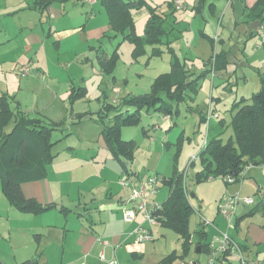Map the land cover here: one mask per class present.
Masks as SVG:
<instances>
[{"label": "rangeland", "instance_id": "rangeland-1", "mask_svg": "<svg viewBox=\"0 0 264 264\" xmlns=\"http://www.w3.org/2000/svg\"><path fill=\"white\" fill-rule=\"evenodd\" d=\"M163 1L156 0L155 4H162L161 9L166 10ZM211 1L216 4L213 9H211ZM228 1L207 0L199 10L194 11L190 8V10L184 12H177L176 18L181 19V21L174 22L171 19L167 24L168 29L171 27L176 29L173 32V38L179 39L180 35L177 31L188 29L184 31L182 38L175 42L174 47L182 64H186L192 73L199 75L206 70L207 62L216 54L225 53L229 62H227L226 69L220 75L216 72L215 77L209 74L202 79L196 94L190 91L191 94L188 96L189 98L193 96V101L188 99L187 102L174 105L172 119L165 125L163 113L153 110L150 112L143 111L138 124L122 129V138L126 141L132 140L136 145L135 160L130 169L136 171L138 177L128 176L126 172L118 174L122 176L121 178L115 176L116 166L124 165L113 160L111 155H108V161L105 159L107 153L100 148L101 141L99 139L103 126L99 121L101 117H104L102 109L105 105L118 107L130 95L139 96L149 93L156 78L172 70L173 56L167 46L162 47L164 53L159 56H153L151 51L146 56L140 54L136 56L134 44L129 40H124L122 35L113 38L115 33L111 31L109 36L112 37V41L111 38L107 37L101 43H103V49L109 51L110 54L115 51L118 53L119 61L112 76H106L101 72L95 55L92 59L87 58L85 60V57L90 54L88 49L82 45L76 48L78 54L82 55L80 56L82 58L78 60L79 62L73 61L71 57L65 58L69 53L62 50L60 64L58 63L56 67L49 66V74L46 72L43 75L44 78L48 76L49 83L48 81L31 82L40 75L36 74L37 68L28 63L35 72L33 71L27 75V82L25 81L24 84H22L24 77L20 76L18 70L16 71L17 68L14 69V65L7 62L4 67L0 66V94L3 92L11 97L15 93H20V97L27 99L29 103L34 99L32 91H47L49 95L50 85L56 87L60 93H64L63 88L65 90V87L63 86L70 77L72 80H76L75 88H79L80 85L87 87L88 92L85 98L77 99L74 102L76 104L73 106V113L72 110L65 108L64 114H60L54 119L56 123L67 121L68 126H65L68 127L69 132H54V140H60V142L54 146L53 152L55 154L59 153L56 158L61 160V158H64L62 156H64L65 151L68 152L66 146L73 145L76 147L78 155L92 164L86 167V172L89 175L94 173L96 178L89 180L90 182L86 184V187L89 188L90 186L96 190L94 193H96L100 203H103V189L108 186V182L106 184L105 181H111L119 186L121 180L129 179L138 184L150 177H158L157 194H153L154 197L151 196V199L160 205L166 203L169 198L168 188L163 185L160 178L179 176L187 184L190 203L193 207L189 217L191 243L185 245L182 236L171 227H164L160 224L152 225L150 222L147 221L148 224L143 220V224H148L147 226L152 230L153 241L145 243L146 254L143 258L136 259L129 255L131 264H209V253L199 252L198 249L201 243L202 231L205 233L207 237L205 240L208 242L213 241L214 237L220 238L223 235H229L243 244L246 242L244 235H246L247 230L258 229L264 232L263 212L248 217L246 222L240 224L239 228H229L226 219L219 212L220 200L224 196L240 194L242 198L250 197L253 199L254 205L241 204L237 208L236 218L241 217L245 210L250 211L264 200V195L261 194L260 197V194L257 193V187H255L257 185L254 183L256 181L255 176L250 174L251 169L257 167L246 168L241 177L244 179L234 184H227V180L222 177L211 180H197L198 173L203 169L199 154L203 149L205 140L208 138L210 140L213 135H221L224 143H228L231 138L235 140L234 130L231 126L232 116L235 114L234 103L242 97L249 99L254 93L260 91L261 81L257 70L264 72L262 38L247 35L246 17L242 16L239 19L237 13L233 11L234 6L228 5ZM242 1L246 2V0ZM65 6L68 9H73L72 11L79 9L88 11L91 8L85 0H69L65 3ZM98 9H101L100 3L96 5V10ZM135 14H138L135 20V31L138 35L144 36L147 17L145 14L142 15L143 13ZM104 16H106L105 13ZM0 26H11L10 21L4 19ZM203 31L207 35L203 34ZM212 38L214 44L210 40ZM83 60L86 62H82ZM214 65H212L213 69ZM19 85L22 86V91L18 90ZM45 101L49 102L51 99L47 96ZM63 101V99H59L55 108H58L59 104L60 106L63 105ZM66 101L70 107V98L67 97ZM189 107H192L193 110L190 111ZM79 113H85L86 117H84L82 123L77 124L75 121ZM124 113H126V110ZM204 113L211 114L213 125L219 124L218 128L210 135L208 134V124L200 122V116ZM220 120L223 121L221 125ZM70 132L72 134L65 138L67 133ZM94 160L97 162L93 163ZM261 166H264V164ZM98 176L101 179H98ZM257 179L259 184L264 185V173L258 174ZM117 186H114V188ZM128 189L124 190L130 195ZM112 191L114 192V190ZM0 192L3 193L1 182ZM82 213L88 215L87 212L82 211ZM76 216L84 218L79 214H76ZM96 217H99L97 213ZM5 218L7 220V217ZM204 221H207L208 225L203 226L202 222ZM19 238V236H15V239ZM249 243L245 244L248 246L246 255L264 264V244H254L251 243V240ZM170 256L172 262L169 260ZM240 259L239 254L233 253L229 256L227 264H240ZM115 260L114 264H117ZM215 264L221 263L216 260Z\"/></svg>", "mask_w": 264, "mask_h": 264}, {"label": "crops", "instance_id": "crops-1", "mask_svg": "<svg viewBox=\"0 0 264 264\" xmlns=\"http://www.w3.org/2000/svg\"><path fill=\"white\" fill-rule=\"evenodd\" d=\"M67 1L69 0H53L44 12H39V10L33 8L35 0H0V24H2L4 19H8L11 25L0 26V66L4 67L7 62H10L15 66L14 69L17 68L16 71L18 70L19 72L22 64L23 66L24 64H30L37 68L36 74L40 75V77H36L31 82L48 81L49 83L48 76L44 78L43 75L46 72L49 74V66L56 67L58 63L60 64L62 50L69 53L65 58L71 57L73 61H78L82 58L80 57L82 55L78 54L76 48L82 45L88 49L90 54L85 57V60L87 58L92 59L93 55H95L98 62V52L101 46L103 47L101 42L111 32L107 12L102 6L101 9L96 10V5L100 3V0H85L91 7L88 11H83V9L72 11L73 9H68L65 6ZM147 1L151 6L160 7L161 11H166L161 9L162 4H155L156 0ZM167 1L164 0L162 2L164 7ZM181 1L185 7L182 10H177V12H184L190 10V8L196 11L203 7V5H200L201 0ZM241 1H228V5L234 6L233 11L237 13L239 19L242 16L246 17L247 9L251 8L257 0ZM210 3L215 4L214 1ZM104 13L106 16H104ZM137 13L145 14L148 21L149 12L146 9ZM137 16L138 14L134 15L135 20ZM175 19H177L176 22L181 21L179 18ZM248 20L247 18L245 20L247 25L246 33L250 37H255L252 36L251 32L253 30L256 31L257 28L250 24ZM171 28L173 30L166 39V42L171 41L170 48L166 44L161 45V48L167 46L168 50H174L177 55L174 44L182 38L184 31L188 29L177 31L180 35L178 39L173 38V32L176 29L174 27ZM203 34L207 35L205 31H203ZM256 36L261 37V35ZM73 49L74 51H72ZM20 51L22 52L20 53ZM149 51H151L150 48H148ZM105 52L110 54L107 50ZM9 53L11 54L8 55ZM85 60L82 62H86ZM185 66L191 74H195L188 69L186 64ZM207 68L209 69V65H207ZM27 77L23 78L22 84L25 81L27 82ZM75 83L76 80H72L71 77L68 82L65 81V86H63L65 87V90L63 88L64 93H60L56 87L51 85L49 95L47 91H32L34 99L30 103L27 99H22L19 95L20 93H15L12 96L21 104L22 109L31 116L42 115L56 122L54 120L56 116L64 114L66 109L72 110L73 113V106L76 103L69 104V107L66 98H70V89L76 87ZM21 85H19L18 89L20 91L23 90ZM80 87L85 86L80 85ZM85 88L87 89V87ZM1 94L4 93L2 92ZM189 94H191L190 91L187 92L186 101L184 102H187L188 99L193 101V96L189 98ZM47 96L51 101H45ZM59 99L64 100L63 105L60 106L59 104L60 107L57 106L58 108H55ZM189 110L192 111L193 108L189 107ZM171 119L165 117L164 125ZM66 122L63 121L61 123L68 126ZM82 122L83 120L75 121L77 124ZM67 126L66 131L69 132ZM99 140L101 141L100 148L107 153L105 159L108 161V155H111L113 160H116L109 151L102 134ZM66 149L68 152L66 153L65 151L64 156H62L64 158H61V160L54 159L53 166L51 164V170L49 167L46 179L26 183L22 187L23 194L27 199H34L44 206L53 205V208L38 214L23 212L12 205L4 194L0 192L1 263L23 264L36 260L37 264H110V261L115 258L117 264H131L129 255L136 259L143 258L146 254L145 244H135V236L133 234L136 227L143 223V219L141 215H137L134 222L127 223L123 216L124 209L132 208V204L129 202L130 195L124 190L128 188H124L121 185L119 187L111 181H105L106 184L108 182V186L103 189V203H100L96 193H94L96 190L90 186L89 188L86 187V184L90 182L89 180L96 178L94 173L89 175L86 172V167L92 164L78 155L79 153L75 146L67 145ZM95 162L97 161L94 160L93 163ZM116 167L115 176L121 178L122 176L118 174L121 172L125 173L124 168L121 164ZM130 172L132 174H127L128 176H139L132 169H130ZM261 172L264 173V166H259L250 171V174L256 178V181L253 182L257 185L255 187H257V193L260 194V197L261 194L264 195V185L262 183L259 184L257 179L258 174H261ZM98 179H101V177L98 176ZM114 186L117 187L114 188ZM104 190L107 191L105 192ZM112 190L117 193L115 194ZM128 191L130 193V189ZM82 211L87 212L88 215L82 213ZM248 212L245 210L241 217ZM96 213L99 216L98 218ZM76 214L84 216V218L77 217ZM5 217H7V220ZM247 218L239 220L238 228L242 222H246ZM15 236L20 238L15 239ZM244 236L246 238L245 244H250V240L254 244H264V232L262 230H247ZM233 240L243 247L245 256L251 259L246 255L248 246L237 242L235 239ZM200 252L202 251L200 250ZM102 255L105 256L106 261H101L100 257ZM209 255L211 256V253ZM228 260L222 259L219 262L227 264Z\"/></svg>", "mask_w": 264, "mask_h": 264}, {"label": "trees", "instance_id": "trees-1", "mask_svg": "<svg viewBox=\"0 0 264 264\" xmlns=\"http://www.w3.org/2000/svg\"><path fill=\"white\" fill-rule=\"evenodd\" d=\"M52 1L35 0L33 8L44 12ZM176 1L168 0L165 12L161 11L160 7L151 6L147 0H100V3L109 16L111 31L115 33L113 38L122 35L124 40H129L135 46L136 56L139 54L146 56L149 53L148 48L151 49L153 56H159L164 53L161 45L166 44L170 48L171 41L166 42V39L173 29H168L167 24L171 19L176 22ZM204 2L205 0H201L200 5H204ZM214 5H211V9ZM144 9L149 12V16L145 36H139L135 31L134 14ZM246 18L257 28L251 34L252 36L261 35L264 48V0H257L251 8H248ZM107 37L112 40L111 36ZM210 40L214 44V39ZM169 52L173 56L172 70L157 77L149 93L139 96L130 95L120 106L108 104L102 109L104 117H101L99 121L103 126L102 136L113 157L124 165V171L129 175L132 174L130 166L135 160L136 145L132 140L126 141L122 138V129L138 124L143 111L154 110L163 113L165 117L172 118L174 105L186 101L188 91L196 94L202 79L212 74L213 70L214 77L216 72L220 75L229 62L225 53L213 55L207 64L211 68L196 75L187 70L174 50L171 49ZM97 59L104 75H114L119 61L117 51L107 54L101 46ZM213 64H215L214 69ZM257 71L260 74V91L254 93L249 99L242 97L234 103L235 114L232 116L231 126L235 140L231 138L228 143H224L221 135H213L210 140L207 139L206 146L199 154L203 169L197 175L198 181L217 177L227 180L228 177H232L236 179V182H240L244 179L241 177L246 168L264 164V72ZM86 94L85 87H73L70 103L73 104L77 99L85 98ZM125 110L126 113H124ZM84 117L86 114H79L77 120L82 121ZM207 117L208 114H201L200 122L208 124L210 135L219 124L213 125ZM219 122L220 125L223 124L222 120ZM66 129L65 124L53 122L42 115L31 116L22 109L14 96L9 97L6 94L0 96L1 189L5 198L19 210L38 214L54 207L41 205L34 199H27L22 187L26 183L47 178L49 167L58 155L53 152V148L60 142V140H54L53 134L56 131L64 132ZM70 135L71 133H67L65 138ZM160 181L168 188L169 198L166 203L159 204L158 209L153 212V217L161 226L173 228L182 236L185 245H188L191 243L189 217L193 207L190 203L187 184L179 176L162 177ZM226 183L229 184L227 181ZM259 212L264 213V200L243 217H237L235 227L239 226L240 219L251 217ZM204 224L202 222L203 226ZM201 233L198 249L211 253L210 241L205 240L207 237L203 231ZM240 247L243 250L241 245ZM230 255V251H227L218 260H228ZM171 259L170 256L169 260ZM0 264H2L1 261ZM23 264H37V261L31 260Z\"/></svg>", "mask_w": 264, "mask_h": 264}, {"label": "built area", "instance_id": "built-area-1", "mask_svg": "<svg viewBox=\"0 0 264 264\" xmlns=\"http://www.w3.org/2000/svg\"><path fill=\"white\" fill-rule=\"evenodd\" d=\"M176 9L182 10L184 9V4L181 0H177ZM264 28V27H263ZM34 71L29 65L21 66L19 69V74L21 77H27L30 73ZM214 77V71L212 73ZM116 102V100H115ZM210 113L208 114L207 120H211ZM170 119V117H167ZM158 127V126H156ZM207 140H205L204 146H206ZM212 179V178H211ZM210 179V180H211ZM227 182L229 184H233L236 182L235 178L228 177ZM159 178L158 177H150L146 181H141L140 183H135L132 180H121L120 185L124 188L130 189V197L129 202L132 204V208L124 209L123 216L124 220L127 223H132L135 221L137 215H141L142 219L148 223L150 222L152 225L159 224L157 220L153 217V212L158 209L159 204L151 199V196L155 194L158 190ZM254 203L253 199L242 198L240 194H235L232 196H224L219 204V212L226 219L229 228L235 227V219L237 208L243 205H252ZM148 221V222H147ZM204 225H208L207 221H204ZM149 224V223H148ZM135 236V244H145L153 241L152 239V230L146 225L141 223L139 224L133 232ZM210 263L215 264L216 260L222 255H224L227 251H230L231 254H239L241 256L240 264H262L258 260H253L245 257L244 252L240 245H238L229 235H223V237L217 238L214 237V240L210 242ZM101 261H106L104 255L100 257ZM115 259V258H114ZM114 259L110 261V264H114ZM183 264H197V263H183Z\"/></svg>", "mask_w": 264, "mask_h": 264}, {"label": "water", "instance_id": "water-1", "mask_svg": "<svg viewBox=\"0 0 264 264\" xmlns=\"http://www.w3.org/2000/svg\"><path fill=\"white\" fill-rule=\"evenodd\" d=\"M199 252H200V250H199Z\"/></svg>", "mask_w": 264, "mask_h": 264}]
</instances>
